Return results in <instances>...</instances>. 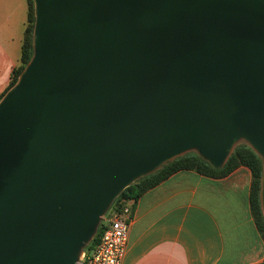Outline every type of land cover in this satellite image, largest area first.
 Returning <instances> with one entry per match:
<instances>
[{"label":"water","instance_id":"95a60500","mask_svg":"<svg viewBox=\"0 0 264 264\" xmlns=\"http://www.w3.org/2000/svg\"><path fill=\"white\" fill-rule=\"evenodd\" d=\"M0 98V264H79L118 195L185 153L260 157L264 0H33Z\"/></svg>","mask_w":264,"mask_h":264},{"label":"crops","instance_id":"0c3cea01","mask_svg":"<svg viewBox=\"0 0 264 264\" xmlns=\"http://www.w3.org/2000/svg\"><path fill=\"white\" fill-rule=\"evenodd\" d=\"M0 2L9 8L12 0ZM27 12L26 0L19 56L0 95L12 69L20 64ZM8 57L7 47L0 42V64ZM251 180L246 166L223 177L193 170L173 173L136 200L121 264L261 263L264 240L250 208Z\"/></svg>","mask_w":264,"mask_h":264},{"label":"trees","instance_id":"16d2710c","mask_svg":"<svg viewBox=\"0 0 264 264\" xmlns=\"http://www.w3.org/2000/svg\"><path fill=\"white\" fill-rule=\"evenodd\" d=\"M27 3V22L21 46L20 64L12 69L10 82L4 92L1 93L0 98L16 82L20 72L32 56V33L34 25L33 0H27ZM239 166H246L251 172L252 180L249 192L250 208L255 224L264 240V216L259 198L260 178L263 171V165L260 157L245 142H240L235 145L225 164L218 169L213 168L207 161L203 160L195 152H188L171 161H168L156 171L134 181L127 186L113 201L108 213L121 209L128 201H132L131 208H133L136 200L142 194L179 170H193L210 177H223ZM104 221L103 223L100 222L95 236L85 247L86 250L92 249L99 242L101 235L107 227V224H105ZM259 264H264V260Z\"/></svg>","mask_w":264,"mask_h":264},{"label":"built area","instance_id":"2783aa9c","mask_svg":"<svg viewBox=\"0 0 264 264\" xmlns=\"http://www.w3.org/2000/svg\"><path fill=\"white\" fill-rule=\"evenodd\" d=\"M132 201L121 209L105 214L107 227L99 242L90 250L84 249L79 264H121L128 244Z\"/></svg>","mask_w":264,"mask_h":264},{"label":"rangeland","instance_id":"374dc122","mask_svg":"<svg viewBox=\"0 0 264 264\" xmlns=\"http://www.w3.org/2000/svg\"><path fill=\"white\" fill-rule=\"evenodd\" d=\"M25 17L26 0H12L9 8L5 2H0V26L3 25L0 28V42L7 47L9 53L5 63L0 64V88L7 83L10 66L17 63ZM104 220L102 218L101 222Z\"/></svg>","mask_w":264,"mask_h":264}]
</instances>
